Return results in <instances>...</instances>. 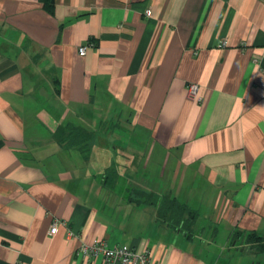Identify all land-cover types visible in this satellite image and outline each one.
<instances>
[{"label":"crops","instance_id":"crops-1","mask_svg":"<svg viewBox=\"0 0 264 264\" xmlns=\"http://www.w3.org/2000/svg\"><path fill=\"white\" fill-rule=\"evenodd\" d=\"M251 232L264 0H0V264H105L79 254L97 240L163 264H264Z\"/></svg>","mask_w":264,"mask_h":264},{"label":"built area","instance_id":"built-area-1","mask_svg":"<svg viewBox=\"0 0 264 264\" xmlns=\"http://www.w3.org/2000/svg\"><path fill=\"white\" fill-rule=\"evenodd\" d=\"M147 15L152 14V10L146 11ZM80 54H85L86 46L79 47ZM200 85L196 82H191L187 85V96L193 100H201L199 96ZM59 222H53L50 233L55 234L59 227ZM79 254L83 257L101 256L105 264H115L121 262L122 264H163L159 261H152L149 250L143 252L137 251L133 247H119L108 246L104 241H95L93 244H82L79 249Z\"/></svg>","mask_w":264,"mask_h":264},{"label":"trees","instance_id":"trees-1","mask_svg":"<svg viewBox=\"0 0 264 264\" xmlns=\"http://www.w3.org/2000/svg\"><path fill=\"white\" fill-rule=\"evenodd\" d=\"M72 134H75L76 136L81 135L80 132H78V130L77 132H72ZM76 136L74 137L76 138ZM90 136L91 135H87L83 137L89 140ZM139 195L144 196L143 199L145 200V202H156L155 201L156 195L154 193L141 192ZM161 201H162L161 208L164 209V206H165L166 208L173 209L174 212L176 211L174 221L181 222V220H183L185 225H188L189 221L191 222L195 218V211H193L191 208L187 207L186 205L181 204L176 199H166L165 198V199H162ZM181 213L186 214L187 216H184V215L181 216ZM247 241L251 244V246L255 247V249L264 251V237L260 236L259 234L255 232L249 233L247 236Z\"/></svg>","mask_w":264,"mask_h":264}]
</instances>
